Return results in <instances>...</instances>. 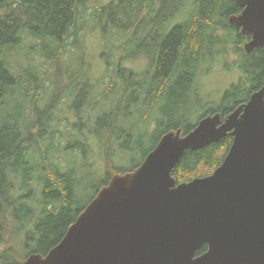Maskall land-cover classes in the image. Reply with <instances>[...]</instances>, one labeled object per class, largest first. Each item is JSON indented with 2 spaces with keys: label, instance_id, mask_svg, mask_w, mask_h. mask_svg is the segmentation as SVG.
Instances as JSON below:
<instances>
[{
  "label": "trees",
  "instance_id": "16d2710c",
  "mask_svg": "<svg viewBox=\"0 0 264 264\" xmlns=\"http://www.w3.org/2000/svg\"><path fill=\"white\" fill-rule=\"evenodd\" d=\"M98 11L111 12L109 32L133 33L136 55L148 61L145 70L125 66L134 57L125 53V42L116 44L121 53L104 60L105 73L91 84L83 80L84 68L76 72L75 62L65 67L71 47L72 56L84 60L85 26ZM241 11L236 0H108L92 9L89 0H0V244L10 222L16 234L25 232L26 258L45 255L88 204L80 196L88 178L97 177V194L115 174L136 169L165 133L179 128L187 133L202 117L218 112L224 117L247 102L264 85V48L246 51L250 37L229 22ZM90 29L104 42L110 35ZM232 53L227 68L241 70L239 81L219 103L205 101L200 81L205 62ZM36 55L51 65L48 71L36 65ZM49 90L52 96L40 105L41 93ZM64 93L71 98L67 113L70 106L75 117L70 121L66 114L65 128L56 118ZM197 110L203 115L192 122ZM148 141L153 146L137 161ZM232 143L228 134L187 150L173 172L178 183L212 174ZM96 148L104 169L88 161ZM207 249L204 244L196 255ZM4 253L5 264L24 262L11 260L10 250Z\"/></svg>",
  "mask_w": 264,
  "mask_h": 264
},
{
  "label": "water",
  "instance_id": "95a60500",
  "mask_svg": "<svg viewBox=\"0 0 264 264\" xmlns=\"http://www.w3.org/2000/svg\"><path fill=\"white\" fill-rule=\"evenodd\" d=\"M236 3L229 22L250 37L246 51L264 48V0ZM228 134L212 174L178 183L187 150ZM22 264H264V85L224 117L165 133L136 169L99 189L57 245Z\"/></svg>",
  "mask_w": 264,
  "mask_h": 264
},
{
  "label": "rangeland",
  "instance_id": "374dc122",
  "mask_svg": "<svg viewBox=\"0 0 264 264\" xmlns=\"http://www.w3.org/2000/svg\"><path fill=\"white\" fill-rule=\"evenodd\" d=\"M108 2V0H89V6L90 9L93 8L96 4H103ZM188 8L184 10L183 13H181V19L185 20L188 17ZM115 15V14H114ZM112 14L110 11H98L93 15H90V19L86 23L85 26V34H84V46H85V55L84 60H81L82 57L80 54L74 53L72 56V47L69 49V51L64 56V63L65 67H71L74 65V62L78 65V69L76 72H81L83 68L85 69L83 80L84 82H89L90 84L94 82V79L96 76H101L105 73V62L104 60H110L112 58H116L117 55L121 53V50L116 46L117 43L125 42L126 51L125 53H128L129 56H134L133 58H129L125 62V66L132 67L133 70H145L148 65L147 59H143V57L138 58L139 56H142L140 53L136 55L135 49L138 48V42L132 41V35L133 33H130L129 31L123 29V28H114L112 32H109L110 26H112V22L110 21ZM180 18H177V20H181ZM94 26L96 29L101 30V33L109 35L107 36L106 41L100 38V34L98 31L91 30L90 27ZM106 26V29H103ZM108 26V27H107ZM89 27V28H88ZM141 32V31H140ZM108 44V46H107ZM26 51V49H24ZM105 54V55H104ZM135 56H137L135 58ZM218 56V55H216ZM215 56V57H216ZM38 57V58H37ZM37 62L35 61L36 65L45 71H48L50 69V64L45 62L41 59V56L36 55ZM135 59V60H134ZM235 59V55L230 54L227 57L219 56L214 60H209L205 62L204 72L205 76L201 77L200 81L202 82L203 86V93L202 95L204 97L205 101H214L216 103H219L224 92L230 87L232 83H236L239 81L240 76L242 75V72L238 68H232L229 69L228 64H230L231 60ZM73 63V64H72ZM69 72L68 70H65ZM70 73V72H69ZM69 73H66L64 78L62 80L68 79ZM101 74V75H100ZM204 74V73H203ZM55 79H57L55 77ZM48 82V81H47ZM116 95V96H115ZM114 95V99L116 100L118 97V94ZM52 96L51 91H47L46 94L40 95V105H44L48 99ZM70 96L67 93H64L61 102L58 105L57 111L59 112V118L56 117L61 123H59L60 127L65 128L67 125L66 120V114L67 118L70 121H74V110L68 107V113H67V103L70 100ZM129 101L126 99L124 102V105L127 107ZM200 115H203V110H197L195 113L191 116V121L196 122L198 121V118ZM125 122L128 123V119H125ZM153 141H148L142 145L140 150L138 151V155L136 156V160L139 161L142 159L145 152L150 149L153 146ZM94 155L91 153L87 158L88 161L93 162L95 166H97L100 169H104V161L100 153H98V149L96 148L94 150ZM85 159V162L87 160ZM79 162H82V157L79 158ZM119 162L122 164H130L128 157L119 158ZM89 183V186L82 188L80 190V196L81 201L83 203H89L90 199L96 194V184H97V177H90L86 181ZM95 184V186H94ZM93 199V198H92ZM91 199V200H92ZM27 235V233H26ZM25 240V232H21L16 234L14 231V225L9 222L7 230L5 232V239L2 244H0V264H5L7 262V256L5 255V250L11 251V260L15 261H25L27 250L24 245ZM13 247L12 249H10Z\"/></svg>",
  "mask_w": 264,
  "mask_h": 264
},
{
  "label": "bare ground",
  "instance_id": "6f19581e",
  "mask_svg": "<svg viewBox=\"0 0 264 264\" xmlns=\"http://www.w3.org/2000/svg\"><path fill=\"white\" fill-rule=\"evenodd\" d=\"M125 15V14H124ZM146 38V37H145ZM30 48V47H29Z\"/></svg>",
  "mask_w": 264,
  "mask_h": 264
}]
</instances>
